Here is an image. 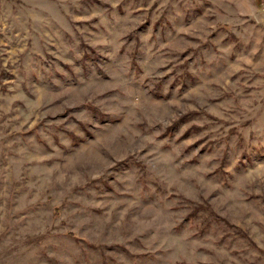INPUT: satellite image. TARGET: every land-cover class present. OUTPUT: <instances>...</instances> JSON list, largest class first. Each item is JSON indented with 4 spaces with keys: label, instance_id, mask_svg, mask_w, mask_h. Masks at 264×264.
Masks as SVG:
<instances>
[{
    "label": "rangeland",
    "instance_id": "1",
    "mask_svg": "<svg viewBox=\"0 0 264 264\" xmlns=\"http://www.w3.org/2000/svg\"><path fill=\"white\" fill-rule=\"evenodd\" d=\"M0 264H264V0H0Z\"/></svg>",
    "mask_w": 264,
    "mask_h": 264
}]
</instances>
